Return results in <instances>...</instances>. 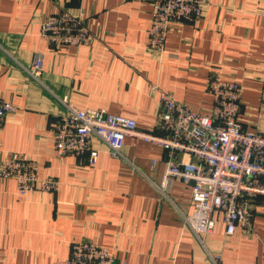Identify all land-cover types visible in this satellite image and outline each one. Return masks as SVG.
Returning <instances> with one entry per match:
<instances>
[{"label": "crops", "instance_id": "1", "mask_svg": "<svg viewBox=\"0 0 264 264\" xmlns=\"http://www.w3.org/2000/svg\"><path fill=\"white\" fill-rule=\"evenodd\" d=\"M60 8L82 13L87 42L54 46L40 36L41 20ZM151 12L148 1L136 0H0V99L16 106L0 124V163L22 152L41 176L59 181L55 192L20 195L15 180L0 176V264H53L81 240L106 247L114 264H211L178 210L151 184L162 176V149L126 136L122 152L132 165L97 140L93 163L88 154L58 158L54 150L63 113L55 96L131 117L146 131L156 122L158 90L208 110L213 70L241 86L242 127L264 134V0H208L200 17L169 27L159 54L147 44ZM35 55L42 83L21 66ZM190 189L179 179L168 188L184 214L192 211ZM250 204L251 231L226 235L215 214L206 246L221 253V264H264V196Z\"/></svg>", "mask_w": 264, "mask_h": 264}, {"label": "built area", "instance_id": "2", "mask_svg": "<svg viewBox=\"0 0 264 264\" xmlns=\"http://www.w3.org/2000/svg\"><path fill=\"white\" fill-rule=\"evenodd\" d=\"M136 1H148L151 5L147 44L156 54L163 51L171 25L197 19L208 5V0ZM39 34L54 46H68L84 44L90 32L81 12L60 8L41 20ZM21 66L31 79L42 83L41 56L35 55L30 65ZM206 89L213 100L206 111L194 110L171 93L158 90L156 122L146 131L139 130L131 117L110 113L102 107L79 108L66 96H55L63 113L54 128L53 144L58 158L67 153L88 154V162L93 163L99 152L93 146V140H97L105 145L110 156L131 165L122 152L126 136L162 149L166 154L162 176L159 182L151 184L178 210L183 226L203 248L211 264H221V253L210 251L206 238L214 228L215 214H219L226 235L236 229L253 230L251 199L264 196V134L246 130L239 122L241 86L236 81L213 70ZM15 107L0 99V124ZM154 163L152 159L151 165ZM0 176L15 180L20 195L33 189L55 192L59 185L54 176H41L36 163L22 152H13L1 161ZM176 179L191 186L189 214L180 212L168 195V188ZM53 264H114V256L104 246L81 240L72 242L69 256Z\"/></svg>", "mask_w": 264, "mask_h": 264}]
</instances>
